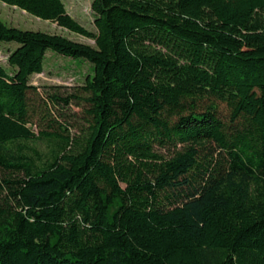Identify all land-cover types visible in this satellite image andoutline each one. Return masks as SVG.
<instances>
[{"label": "trees", "instance_id": "16d2710c", "mask_svg": "<svg viewBox=\"0 0 264 264\" xmlns=\"http://www.w3.org/2000/svg\"><path fill=\"white\" fill-rule=\"evenodd\" d=\"M0 1L95 41L0 16V264H264V0ZM49 51L92 73L40 107Z\"/></svg>", "mask_w": 264, "mask_h": 264}, {"label": "rangeland", "instance_id": "374dc122", "mask_svg": "<svg viewBox=\"0 0 264 264\" xmlns=\"http://www.w3.org/2000/svg\"><path fill=\"white\" fill-rule=\"evenodd\" d=\"M93 0H64L68 13L80 22L83 26L91 31H96L94 24L95 15L91 9ZM0 16L10 26L18 27L23 30L44 31L54 34L63 35L77 42L90 44L95 46V41L67 29L58 26L57 23L39 19L17 7L9 6L0 1ZM19 46L16 42H3L0 46V63L9 67L7 58L13 49ZM90 62L82 58H69L52 51L47 54L44 72L35 74L30 79V84L38 88L40 95H34L41 107V102L48 98V92L59 90L64 96L78 93L83 86L87 75L91 74ZM36 101V102H37ZM40 111V110H39ZM65 117L71 122V132H78V119L81 120L82 108L78 106L77 101L72 100L68 110H64ZM42 112V111H41ZM43 113V112H42ZM39 114V115H42ZM35 119L33 129L38 133L40 129V119ZM43 127L47 123L41 122ZM29 147L36 148L41 151L47 149L44 141H33L27 143Z\"/></svg>", "mask_w": 264, "mask_h": 264}]
</instances>
